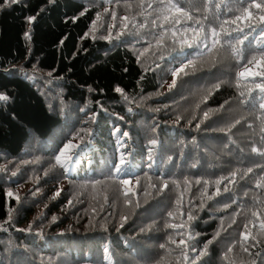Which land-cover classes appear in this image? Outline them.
<instances>
[{
  "label": "trees",
  "instance_id": "16d2710c",
  "mask_svg": "<svg viewBox=\"0 0 264 264\" xmlns=\"http://www.w3.org/2000/svg\"><path fill=\"white\" fill-rule=\"evenodd\" d=\"M179 2L197 17L208 15L207 32L249 0H225L219 9L214 0L211 13L204 0ZM137 3L20 0L9 7L0 0V95L9 98L0 101V264H159L165 257L176 264L180 250L168 238L187 239L182 233L188 229L174 231L167 224L187 221L186 215H168L181 194L180 211L195 217L187 222L195 235L189 244L201 249L220 232L199 264H264V240L249 253L241 248L251 211L264 207L258 203L264 188L256 187L264 176L256 165L264 157L251 152L264 149L256 119L264 115L258 107L262 94L253 92L248 104L240 103L247 99L239 95L247 82L236 87L241 65L227 44L209 52L167 40L157 48L156 35L167 28L154 27L153 16L141 29L145 20L137 15V28L125 31L121 17L136 15ZM29 17L35 20L29 23ZM245 32L246 56L264 47V32ZM236 35L222 42L235 43ZM191 60L197 61L196 71L172 75ZM173 79L177 83L170 88ZM236 119L241 123L231 132L219 131ZM69 141L79 147L66 169L55 158ZM121 154L125 171L116 174ZM249 167L254 171L246 174ZM221 177L236 182L225 179L217 195L214 181ZM123 179L133 183L121 185ZM125 187L134 195L125 197ZM205 187L211 201L200 195ZM123 216L128 219L119 228Z\"/></svg>",
  "mask_w": 264,
  "mask_h": 264
},
{
  "label": "snow or ice",
  "instance_id": "6c2138e0",
  "mask_svg": "<svg viewBox=\"0 0 264 264\" xmlns=\"http://www.w3.org/2000/svg\"><path fill=\"white\" fill-rule=\"evenodd\" d=\"M20 0H8V5L19 3ZM51 2H55V0H51ZM225 3V0H219L218 3H215V7L219 9L221 4ZM214 4V0H204V10L206 13H211L210 5ZM136 7L140 9V11L136 15H124L121 17V21L123 23V28L126 31L129 26L131 28H137V15L144 17L145 22L139 24V28L143 29L148 27L147 19L148 16H153L151 20V24L155 26H159L161 29L167 28V31H161L156 35V47L161 48L166 46L167 40H171L172 43L178 44L181 49L183 48H203L208 49L209 52H214L219 48H224L225 45L231 49V54L233 58L237 61L238 64L241 65L239 71L236 73V87H241V82H247L243 86L247 89V91H240L239 95L241 97H247V99L241 100V104H248L253 99V92H259L262 94L261 102L258 107L261 110H264V47H260L256 50L250 51V53L246 56L244 49L241 47L246 40H248V35L245 32V29L255 32L257 29H260L264 32V0H249L243 7L236 9V15H234L230 19L221 20L219 26L210 27L209 31H205L204 22L209 19L208 15H203L202 18L197 17L193 14L191 10H189L186 6H181L179 0H138ZM126 8L131 11L132 4L129 3L126 5ZM151 10V11H149ZM147 14V15H146ZM114 20L116 19L115 15L112 17ZM99 19V17H97ZM214 19H219V17H214ZM35 17H29V23L33 22ZM192 25H198L199 27H192ZM234 26V27H229ZM113 28L116 27L115 24L112 25ZM96 28V25H93V29ZM234 33L237 34L234 39L235 43H232L230 40H226L222 42L224 37H233ZM243 33V38L239 37V34ZM121 34H124L123 32ZM30 39V36L26 37ZM106 39L109 37H105ZM167 38V39H166ZM150 50V49H149ZM203 55H207V53H203ZM212 66H215V60L212 62ZM191 68L193 71L197 70V61L191 60L187 63L181 65L178 70H175L172 75L174 77H179L181 73L184 75H188L186 69ZM176 79L172 80L170 88L176 86ZM250 85V86H249ZM213 88L218 90L220 88V84L217 83L213 85ZM117 93L123 94V90L119 87L115 89ZM209 95H211V90H209ZM127 99V97H125ZM9 98L6 95H0V101H6ZM205 102L207 97L204 98ZM204 117L207 119L209 117V112H204ZM257 120L260 121V140L264 142V115H260L256 117ZM241 123L240 119H236L234 122L228 124L225 128L219 129L221 132H231L233 128ZM197 127H199L197 125ZM248 128H252L251 124L247 125ZM126 135V134H125ZM75 139V138H74ZM82 139V138H81ZM156 141H152V144H155ZM79 147L77 144H73L69 141L63 149L59 152L57 157L55 158V162L57 165L61 167H66L69 162L73 161L74 156L73 153ZM251 152L255 153L261 157H264V149L258 147H252ZM120 166L114 167V172L116 174H121L125 171L123 167L126 164L125 155L121 154L119 158ZM256 168L264 170V163H258ZM254 171L253 168L249 167L246 170V174H251ZM237 175L236 171H233L231 176L235 177ZM225 179H230L229 177H221L220 179L214 181L216 187V194H220L219 185L224 182ZM231 183H235L234 179H230ZM99 183V181L97 182ZM119 183L124 186L131 185L133 181L128 179L120 180ZM137 185H139L140 181H135ZM175 183V181H173ZM185 183H189L185 181ZM196 184H200L201 182L198 180L195 182ZM208 182L205 181V184ZM151 186V185H150ZM179 187V185H176ZM95 187V185H93ZM257 188H264V176H261L259 181L256 183ZM163 188L167 189L168 184L163 183ZM225 192L230 191V189L225 188ZM134 195L132 189L129 187H125L123 189V195L128 197L129 194ZM9 196H13L14 194L9 192ZM56 196L60 195V192L57 191L55 193ZM203 197H207L209 201L214 199L213 196L208 195L207 187L200 194ZM17 201H19V197H14ZM106 199V197H105ZM127 204H131L132 201L130 199L125 201ZM258 203L264 204V201H259ZM177 208L174 212H169L168 215L175 220L177 214L183 220V217L186 215L187 221L181 223H169L167 224V228L172 230L177 229H185L187 228V233H182V235H187V239H181L177 242L171 236L168 238L169 244H175L177 248L180 250L179 258L176 261V264H188V261L191 260L192 264H199V261L203 259L205 256L209 254V247L215 242L216 239L219 238L220 232L216 233V236L213 239L208 240L203 248L196 249L188 241L195 239V235L191 232V226L187 222L193 221L195 219L192 212H183L180 209L183 207L182 202V194L181 198L176 200ZM139 204H137V207ZM203 207V205H202ZM229 207V205H225V208ZM239 215V214H237ZM251 216L254 219H249L247 223L244 225V231L241 233L242 240L244 243L241 244L242 251L244 253H249L250 247H254L255 245H259L262 240H264V207L259 208L258 210H252ZM127 216L121 217L122 222L119 224V228L124 227V223L127 222ZM56 221V217H52V222ZM11 222V211L9 212L8 221ZM235 223V220H233ZM231 226V225H229ZM221 228H223V223L221 224ZM253 229L257 231L253 233ZM2 230V229H0ZM23 231V230H22ZM28 231H31V227H29ZM251 241L252 243H247ZM162 248L167 252V245H161ZM236 245H233L228 249V252H231ZM192 248L193 251L198 252V255L195 257L189 256L188 249ZM224 259H229L228 253L225 254ZM159 264H171V261L165 257V259L161 260ZM243 264V262H242ZM247 264H257L255 259H252L247 262Z\"/></svg>",
  "mask_w": 264,
  "mask_h": 264
},
{
  "label": "rangeland",
  "instance_id": "374dc122",
  "mask_svg": "<svg viewBox=\"0 0 264 264\" xmlns=\"http://www.w3.org/2000/svg\"><path fill=\"white\" fill-rule=\"evenodd\" d=\"M65 168L66 169H71L70 162L68 163V165Z\"/></svg>",
  "mask_w": 264,
  "mask_h": 264
}]
</instances>
